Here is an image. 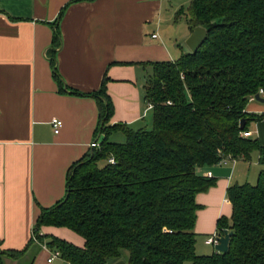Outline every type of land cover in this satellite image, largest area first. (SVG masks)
Segmentation results:
<instances>
[{
  "label": "trees",
  "instance_id": "16d2710c",
  "mask_svg": "<svg viewBox=\"0 0 264 264\" xmlns=\"http://www.w3.org/2000/svg\"><path fill=\"white\" fill-rule=\"evenodd\" d=\"M175 17H184L191 31L204 25L207 37L178 60L151 63L143 85L151 104L150 128L110 124L113 104L105 77L95 92L70 91L96 100L99 146L70 166L65 196L41 209L33 228L39 245L29 262L45 244L59 250L67 264L120 259L128 264H264V144L242 136L250 121L261 118L246 105L256 94L264 95V0H187ZM59 41L55 26L54 45ZM51 63L61 84L54 56ZM116 130L124 142L109 140ZM253 151L260 165L256 182L229 186L231 216L217 221L218 234L232 232L228 250L198 254L196 195L216 179L197 168L249 160ZM42 226L66 227L84 243L43 235ZM27 249L0 248V264L21 258Z\"/></svg>",
  "mask_w": 264,
  "mask_h": 264
},
{
  "label": "crops",
  "instance_id": "0c3cea01",
  "mask_svg": "<svg viewBox=\"0 0 264 264\" xmlns=\"http://www.w3.org/2000/svg\"><path fill=\"white\" fill-rule=\"evenodd\" d=\"M173 2L0 0L1 249L32 248L28 243L41 209L65 196L70 166L88 152L95 139L96 100L71 90L95 92L105 77L113 104L110 124L133 129L145 126L151 110L143 85L151 63L175 61L181 40L191 32L187 24L179 33L166 34L170 29L163 26L162 14L172 7L164 19L177 21ZM55 26L60 34L57 46L53 43ZM52 56L61 84L53 75ZM246 111L261 118L250 121L242 136L264 144V101L251 98ZM54 117L62 120L58 133L50 124ZM255 155L252 160H227L197 168L198 174L216 179L207 191L196 195L198 254L215 251H206L210 247L206 240L218 233L219 218L231 216L227 188L253 182L260 169L257 151ZM40 233L78 246L84 243L66 227L42 226ZM48 256V250L42 248L31 262L5 258L4 264H63L59 258L48 263Z\"/></svg>",
  "mask_w": 264,
  "mask_h": 264
},
{
  "label": "rangeland",
  "instance_id": "374dc122",
  "mask_svg": "<svg viewBox=\"0 0 264 264\" xmlns=\"http://www.w3.org/2000/svg\"><path fill=\"white\" fill-rule=\"evenodd\" d=\"M174 2H173V8L174 9H177L176 10V12L177 11H179V9H181V8H184L185 9V7L187 6V0H173ZM172 11V7H170V9L169 10H165L164 9V12H163V14H162V16L165 18L166 16H169L170 15V12ZM175 16H176V13H175ZM163 18V21H162V23H163V26L166 28V29H170V30H168V31H166V34L168 33H179L182 29H186V27H187V22H186V20H185V18L184 17H180L179 19H177V21L176 22H174V20H173V18L172 19H170V20H167V19H164ZM175 19H176V17H175ZM186 40V39H185ZM185 40L183 41V40H181V45L179 46V48L177 49V56H176V60H178L180 57H181V55H182V53H184V52H188L189 51V48H188V46L186 45V43H185ZM151 73V72H150ZM151 115H152V113H151V111H149V117H148V119L146 120V124H145V127H147V128H150L151 127ZM108 138H109V140L110 141H113V142H124L125 141V136H124V134L122 133V132H119V131H114V132H112L109 136H108ZM255 151H253L252 153H251V156H250V159L252 160V158L253 159H255ZM259 166V165H258ZM258 171H259V168H258ZM258 171H257V174H256V176H254V178H253V182H251V183H255L256 182V180H257V175H258ZM254 172V171H253ZM220 235V234H219ZM211 236V235H210ZM209 237V236H208ZM35 238V237H34ZM72 238L74 239V240H76V237H74V236H72ZM77 238H80L79 236L77 237ZM35 244L32 246V248H30V250H29V253H27L24 257H22V258H20V261L22 262V263H28V261L30 260V254H31V252L33 251V249L35 248V247H37L38 245H39V243H37L38 241H37V238H35ZM210 247L206 250V251H208L209 250V252L211 251V249H214L215 250V248H213V246L212 245H209Z\"/></svg>",
  "mask_w": 264,
  "mask_h": 264
},
{
  "label": "water",
  "instance_id": "95a60500",
  "mask_svg": "<svg viewBox=\"0 0 264 264\" xmlns=\"http://www.w3.org/2000/svg\"><path fill=\"white\" fill-rule=\"evenodd\" d=\"M207 37V28L202 25H196L193 30L190 32L189 36L186 38L185 43L188 46L191 52H195L204 40ZM255 99L259 101H264V98L260 96V94L255 95ZM245 124V120L242 119L240 122V126L243 127ZM232 232L228 230H224L223 234L218 237V243L214 246L215 250L218 252H225L228 250V241ZM113 264H128L125 260L120 259Z\"/></svg>",
  "mask_w": 264,
  "mask_h": 264
},
{
  "label": "built area",
  "instance_id": "2783aa9c",
  "mask_svg": "<svg viewBox=\"0 0 264 264\" xmlns=\"http://www.w3.org/2000/svg\"><path fill=\"white\" fill-rule=\"evenodd\" d=\"M152 37L155 38L156 37V34H152ZM260 93H262V90H260ZM148 108H151V104L148 103ZM50 124L52 125V128H53V131L54 133H58L61 126H62V120L59 119V118H52L50 120ZM99 138H95L91 143H90V147H97L99 146ZM109 162H114L113 158L110 157L109 159ZM220 235L218 233H213L211 236H209L206 240V242L210 245H213L215 246L217 243H218V237ZM34 238V236H33ZM42 248H45L48 250L49 252V256L47 257V262L48 263H51L55 258H59V259H62L61 256H60V252L59 250H56V249H51V248H48L45 244L42 245ZM63 264H67V262L63 261Z\"/></svg>",
  "mask_w": 264,
  "mask_h": 264
}]
</instances>
